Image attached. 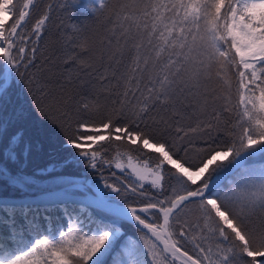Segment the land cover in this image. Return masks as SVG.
Returning <instances> with one entry per match:
<instances>
[{"label":"snow or ice","instance_id":"obj_1","mask_svg":"<svg viewBox=\"0 0 264 264\" xmlns=\"http://www.w3.org/2000/svg\"><path fill=\"white\" fill-rule=\"evenodd\" d=\"M75 3L79 6L80 0ZM35 6L36 0H0V112L26 79L23 70L35 62L49 20L42 14L30 34ZM108 7L107 0H87L83 10L95 16ZM114 15L127 25L125 39L135 40L122 96L139 93L142 106L131 115L121 109L114 118L115 110L106 114L84 100L74 116L50 120L72 154L34 175L25 171L30 147L22 134L8 135L24 114L18 108L6 120L0 117V143L8 135L3 155L16 166L13 172L0 162V177L24 192L29 185L48 183L37 176L76 163L92 173L111 167L105 157L115 153L114 167L121 174L130 171L136 181L116 184L107 178L58 175L52 178L55 190L40 197L6 199L0 264H264V217L259 227L253 221L264 213V0H132ZM149 68L152 73L141 88ZM230 75L238 77L237 122L231 140L221 141L204 131L218 124V114L213 112L210 121L197 114L219 90L209 92L211 82L230 93ZM31 84L28 80L29 91ZM157 103L179 105L176 120L194 117L195 123L177 127L169 139L143 123ZM34 107L45 119L50 116L39 102ZM223 110L232 108L226 103ZM121 155L126 164L119 162ZM227 172L237 177L226 185ZM74 193L82 195L73 198ZM58 209L64 227L49 232L47 222ZM193 211L194 218L189 216ZM126 225L138 229L135 239L128 237Z\"/></svg>","mask_w":264,"mask_h":264},{"label":"trees","instance_id":"obj_2","mask_svg":"<svg viewBox=\"0 0 264 264\" xmlns=\"http://www.w3.org/2000/svg\"><path fill=\"white\" fill-rule=\"evenodd\" d=\"M17 2L23 3V0H17ZM86 2L87 0H80V4L77 6L75 0H36V6L28 22L30 33L37 18L45 13L49 15L43 35L38 42L35 62L23 70L26 79L16 85L12 101L5 104L2 112H0V117L6 120L16 109H23V116L16 121L14 128L10 129L8 135L12 131L19 130L23 136V142L29 145L30 152L25 170L29 175H34L40 169L57 166L72 154V149L65 144V137L60 130L49 122L51 117L45 119L34 107L39 102V105L45 108L47 98L53 95L51 89L54 84L50 79V63L53 57L54 44L48 42L49 38L55 40L57 49H61L60 54L56 56L60 63V75L64 78L61 87L66 89L80 81H84L90 87L82 90L77 88L74 91L75 94L73 93L69 99L66 113L71 114L72 111L75 115L80 102L84 100L98 106L106 114L113 113L115 110L114 118L120 114L121 109L131 115L134 107L142 106L140 104L142 97L139 93L135 97L129 95L124 98L122 96V92L127 87L126 78L131 74L130 65L136 54L133 47L135 40L132 38L125 39L124 29L127 25L122 20L118 21L114 15V12L121 5L131 3L132 0H107L109 7L97 12L95 16H91L83 10V5ZM84 56L92 58L87 59ZM82 61L85 62L82 63ZM151 73L152 69L149 68L143 74L141 88H143V84L147 83ZM102 77L107 79H102ZM229 79L231 81L230 93H225L215 81L207 86L209 92L219 90L215 91L214 96L207 98L206 105H202L197 114L202 121L212 120L213 112L218 114V124L213 128H206L204 131H211L212 135L219 137L221 141L231 140L233 127L237 122L238 77L230 75ZM28 80L32 81L31 91L26 87ZM225 95H230V100L225 101L223 99ZM226 103L231 106V112L223 110ZM177 107L179 105L165 106L157 103L143 117V123L159 132L167 133L169 139H172L175 137L177 127L184 126L187 129L188 124L195 123L194 117L177 121ZM188 112H191V109H188ZM8 135L0 143V162L5 164H8V161L4 158L3 149L7 146ZM198 139L199 137H197ZM197 146L199 145L197 144ZM113 154L110 153L105 159L110 160ZM193 155L195 154L193 153ZM139 156L143 158L144 154L140 153ZM224 163L227 164V161ZM8 166L12 168L13 172L16 171L15 165L8 164ZM114 172L116 175H113ZM95 173L108 177L112 180L111 182L116 184L121 182L134 183L126 177L125 173L121 174L119 170H115L107 164ZM62 174L84 178L93 173L86 164L76 163L64 168L61 172H52L48 176H37L36 179L45 181L48 177ZM236 177V172H227L225 184L231 183ZM35 186L29 185L27 187L29 190H33L34 187V190L30 191L33 193L44 190V188L37 190ZM145 189L148 190L149 194L152 193L148 185H145ZM22 193L26 192L10 187L7 179L0 177V194L22 195ZM2 215L3 211L0 210V216ZM189 216L194 218V211L190 212ZM262 217H264V213H257L253 217L255 226L261 225ZM124 230L126 233L138 231L134 225H126ZM3 231H7V229H3Z\"/></svg>","mask_w":264,"mask_h":264},{"label":"rangeland","instance_id":"obj_3","mask_svg":"<svg viewBox=\"0 0 264 264\" xmlns=\"http://www.w3.org/2000/svg\"><path fill=\"white\" fill-rule=\"evenodd\" d=\"M54 41L55 40H52V38L48 39V42H52V44H54V47L52 49L53 50V52H52L53 53V57H52V61L50 63V79H51V81H53V84H54V87L52 89L51 88L50 89H51V92H52L53 95H50V97L47 98V103H46L44 109L50 113V116H49V117H51L50 120H52V119L63 120V119H65V113H66V108H67L69 99L72 96V94L74 93V91L77 88L82 90V89H87V88H90V87L87 84H85L84 81H80L78 84H75L74 86L72 85L70 87H67L66 89L61 87V83H62V80L64 78L60 75V66H59L60 63H59L58 59L56 58V56H58L60 54L61 49L60 48H58V49L56 48L57 44ZM96 42H97V40H96ZM88 47H89V41H88ZM84 58L91 59L92 57L84 56ZM83 62H85V61H82V63ZM71 114L74 116L72 111H71ZM120 151H121L122 154L123 153H127V150L123 149V148H121ZM132 155L134 157L133 163H137V160L135 159V157L137 155H135V154H132ZM110 161H111L112 167L115 170H118V169H116L114 167L115 163L117 162V158H116L115 153L113 154V156L110 159ZM119 162H122V163L126 164L127 163L126 155H121V157L119 158ZM124 173H125L126 177H128V179H130L131 182H135L136 181V177L134 175L130 174V171L126 170ZM62 175H66V174H62ZM53 177L46 178L45 181L48 182L46 185H42V186H37L36 185L35 188L37 190L38 189H43V188H44V190L55 188V182L52 179ZM84 178H86V179H88L90 181L102 180V178H107L110 183H113V182H111L112 180H110L108 177H105V176H103L102 174H99V173H93L92 175L87 176V177L85 176ZM124 179H126V178H124ZM145 185H148V184H145ZM32 189L34 190V187ZM33 190H29L28 189L27 191H24L26 193H22V195L23 194L33 193V192H30V191H33ZM40 191H42V190H40ZM2 195L17 196V195H9V194H0V196H2ZM4 203L5 202L0 201V210L1 211H3ZM7 203H11V202H7ZM74 206L75 205H70V207H74ZM52 214H53V216L48 220L47 225H46L47 230L49 232H53L54 229H63L64 224H65V216L62 214V210L58 209V210L52 212ZM88 223H91V221H89ZM42 230L43 229H41V231ZM127 234H128V237L130 239H135V236L138 235L139 232L138 231H136V233L128 232ZM31 235H35V233H31Z\"/></svg>","mask_w":264,"mask_h":264},{"label":"water","instance_id":"obj_4","mask_svg":"<svg viewBox=\"0 0 264 264\" xmlns=\"http://www.w3.org/2000/svg\"><path fill=\"white\" fill-rule=\"evenodd\" d=\"M52 190H55V188H53V189H47V190H42V191H39V192L30 193V194L17 195V196L2 195V196H0V201L5 202V200L7 199V202H11V203L19 202L18 200H15L14 201V200L9 199V198H19V197H25V196L32 197V198H36V197L42 196L45 192L52 191ZM81 195L82 194H80V193H74L73 194V198H77V197H79Z\"/></svg>","mask_w":264,"mask_h":264}]
</instances>
